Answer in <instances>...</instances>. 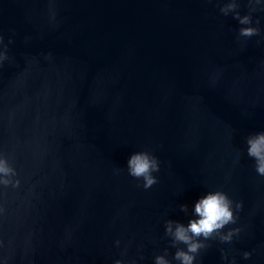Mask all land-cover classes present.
Returning a JSON list of instances; mask_svg holds the SVG:
<instances>
[{
    "label": "water",
    "instance_id": "95a60500",
    "mask_svg": "<svg viewBox=\"0 0 264 264\" xmlns=\"http://www.w3.org/2000/svg\"><path fill=\"white\" fill-rule=\"evenodd\" d=\"M252 16L260 36L237 39L217 0H0V156L19 181L0 185V264L171 260L165 221L186 225L214 190L242 202L223 229L241 232L195 264H264V177L245 143L264 131ZM138 151L160 162L149 189L127 172Z\"/></svg>",
    "mask_w": 264,
    "mask_h": 264
},
{
    "label": "clouds",
    "instance_id": "9594fccd",
    "mask_svg": "<svg viewBox=\"0 0 264 264\" xmlns=\"http://www.w3.org/2000/svg\"><path fill=\"white\" fill-rule=\"evenodd\" d=\"M217 3L222 15L231 14L232 18L242 25L238 30L237 39L260 36V21L259 19L254 20L252 14L258 10L264 11V6L257 8L258 5H261V0H247L248 11L244 15H241L239 11L240 3L238 0H217ZM262 40H257L256 44H261ZM11 42L9 40V43ZM0 43H2V37H0ZM7 58L5 52L0 51V62ZM245 143L248 157L255 162L256 173L264 177V131L248 135ZM126 165L128 175L137 180L142 179L144 189H149L158 183L157 177L152 173L160 171V162L150 151L132 153L127 159ZM115 171L119 172L121 169H115ZM15 175V169L8 160L0 156V185L8 186L11 184L13 187H17L19 181L11 179ZM137 186L140 187L141 185ZM242 207V202H234L227 193L221 190L206 192L194 202L192 218L188 220L186 225L171 219L165 221L164 235L169 238V247L176 250L170 260L167 258L168 248H164L163 254L155 255L154 264H172L173 260L178 264H195L201 251L209 247L205 243L206 241L218 240L221 243H231L234 236H239L241 228H231L227 232H224L223 229L229 224L237 223L238 213ZM179 208L181 212L188 213L186 204L179 205ZM115 243L119 246L120 241L117 240ZM180 245L184 247H179ZM126 251L127 249L122 252V255L126 254ZM249 256V252L243 253L245 259ZM141 259H143L142 256ZM222 259H226L223 254ZM114 264H125V262L117 259ZM128 264H135V260L128 262Z\"/></svg>",
    "mask_w": 264,
    "mask_h": 264
}]
</instances>
